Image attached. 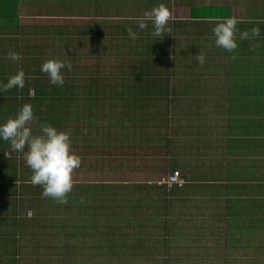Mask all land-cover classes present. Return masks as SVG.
<instances>
[{
  "label": "trees",
  "instance_id": "obj_1",
  "mask_svg": "<svg viewBox=\"0 0 264 264\" xmlns=\"http://www.w3.org/2000/svg\"><path fill=\"white\" fill-rule=\"evenodd\" d=\"M168 2L50 1L47 6L55 5L64 17L93 21L30 27L22 18L47 14L38 11L43 2L0 0V84L18 68L26 74L22 89L0 92V122L30 103L34 134L42 123L70 131L72 152L90 155L102 143L117 144L119 152H123L120 143L145 147L144 154L163 147L172 164L170 175L180 170L184 179L169 189L159 183L74 185L68 203L61 205L42 198V188L30 183L32 173L22 155L10 153L9 143L0 141V264L188 263L186 256L208 250L201 249L202 245L210 249L196 222L195 227L189 225L194 222L186 218L194 216L191 209H208L210 199H218L222 187L243 196L247 189L255 193V186L264 187V176L252 182L254 186L250 181L256 164L258 168L264 164V65L255 62V73L248 74L232 64L239 57L264 55V43L257 52L253 37L241 40L237 34L233 53L215 45L212 28L230 15L229 6L220 7V18L209 23L210 28L203 21L171 19L172 31H165L162 38L151 34L150 20H145L148 28H137V20L157 5L163 3L170 10ZM206 10L210 15L218 12L212 7ZM260 23L239 21L237 28H259L264 35V23ZM129 28L137 32L134 41L128 37ZM76 43L84 51L76 50ZM10 49L20 53L16 64L7 60ZM82 52L86 59L80 68L77 56ZM107 54L115 56L109 72L116 78L114 84L106 82V73L98 70L108 63L100 59ZM201 54L203 64L196 62ZM51 58L72 65L71 72L64 73L63 87L50 85L47 75L40 72L41 64ZM212 112L225 115L211 123L207 115ZM177 136L185 143L180 144ZM212 148L217 152L210 153ZM221 151L238 153L239 158L223 162ZM214 154L218 157L210 159ZM254 156L259 160H252ZM226 174L231 175L230 185ZM237 178L242 183L234 185ZM250 200L248 206L253 208L245 211L226 196L229 215L222 249L264 252V195H252ZM172 234H179L178 239ZM243 237L248 238L244 244ZM227 239L233 240L229 244ZM176 244L183 247V256L171 248ZM43 252L47 255L39 259ZM111 257L116 258L109 261Z\"/></svg>",
  "mask_w": 264,
  "mask_h": 264
},
{
  "label": "rangeland",
  "instance_id": "obj_2",
  "mask_svg": "<svg viewBox=\"0 0 264 264\" xmlns=\"http://www.w3.org/2000/svg\"><path fill=\"white\" fill-rule=\"evenodd\" d=\"M43 3L40 4L38 11L39 12H48L47 14H43L40 16H34L28 17V18H22L23 23H26L28 26L32 27L34 25L41 26H49V27H55L57 25H79L83 22H91L92 18H81V17H72L67 18L62 15V11L60 12L59 9L54 8L53 6H47V3L50 1H56V0H39ZM173 0H169V5L173 6L170 9V12L172 14V19H175L176 21H183L185 23H189L192 21H203L206 23V25L210 28V24H214L215 19H206L197 17V15L194 14L193 8L194 7H200L204 6L206 8L212 7L213 9L217 11H221L222 8L219 5H228L230 6L231 10V17H235L238 21L243 23L244 15L241 14L236 8V5L233 0H178L173 5ZM52 4V3H51ZM86 5V3H85ZM176 5V6H175ZM53 8L55 10H53ZM206 13V12H205ZM95 21V20H94ZM98 22V19L96 20ZM96 22V23H97ZM102 39V38H100ZM103 40V39H102ZM183 42V41H182ZM73 42L70 43V46L73 47ZM259 46H262L263 44L261 42L257 43ZM88 45V44H87ZM76 50H82L84 51V47H80L76 43ZM60 51L61 50H57ZM258 52V51H257ZM248 53V52H247ZM84 52L79 54L77 57L80 61H78V67L81 68L82 63H84V60L86 59L84 56ZM105 57V58H101ZM100 59L102 61L107 60V64L104 65L101 70L104 74L106 73V82L109 84H114L116 82V78H114L112 73H109L111 70V64L113 66L115 62V56L112 54H107L106 56H101ZM66 58V57H65ZM257 58V59H256ZM259 62V64L264 65V55L259 54L258 57L254 55L244 56L242 58H238L236 60L232 61V64H235L239 67L241 73L249 72L248 74L255 73L253 70V65L255 62ZM77 68V67H76ZM78 69V68H77ZM76 69V71H77ZM79 71V74L82 75V73ZM264 77V74H263ZM229 80V79H228ZM231 85L233 83H230ZM237 84V83H236ZM237 86H241V83L238 82ZM29 95H33V91L30 90ZM114 109L120 110L119 107H115ZM225 114H219L212 112L211 114H208V119L211 123H215L216 120L220 121ZM33 126L35 125V122H32ZM35 128V127H34ZM119 136V135H118ZM178 141L180 144H184L185 141L182 136H177ZM120 143V141H118ZM178 144V145H180ZM120 145V149L124 152H119L117 150V144H106L102 143L101 147L96 150L95 152H91L94 155H90V153H87V151L79 152L76 150H73V152L81 157V166L78 169H75L73 172V180L74 185H84V184H91L95 182H119L121 184L127 183V185H151L149 183H159L162 185H166V187L169 189V184L167 185V181L170 177V168L172 167L171 163H168L169 157L165 155V149L163 147H159L153 149L152 151H148L147 153H142L145 151V147H136L131 148L127 146V143H123ZM236 150H239L238 148ZM147 151V150H146ZM217 150H214L213 148L210 150V153H215ZM223 153L219 154L220 160L225 162L228 159H235L239 158V155H236L238 153L233 154H227L231 152L225 153V151H221ZM103 155H102V154ZM220 153V151H219ZM235 155V156H233ZM170 156V155H169ZM218 157V155L214 154L210 159H215ZM235 157V158H234ZM255 157V158H254ZM252 160H259L260 157L254 156ZM250 158V156L248 157ZM162 159H167V162ZM117 160V161H116ZM256 169L254 172V177L250 178L251 183L252 182H258L260 181V177L262 178L264 176V164H261L260 168H258V165L256 164ZM222 170V169H221ZM236 170V169H235ZM225 171V170H224ZM254 171V169H253ZM181 176V171L178 172ZM228 177V183L230 185L232 179L230 174H226ZM180 180L184 181V179L180 178ZM238 179V178H237ZM235 181L234 185H239L240 182L239 179ZM245 180V179H240ZM194 180L190 179V182H193ZM239 181V184H238ZM190 183L189 181H187ZM254 186L256 184L252 183L251 186ZM230 187V186H229ZM228 187V188H229ZM256 191H252L255 193H251L249 189L244 193L245 196L242 194L239 195L238 193H231L230 190L225 189L224 187L219 189V197L218 199L216 197L210 199L212 205L208 207V209L202 210L200 208L199 211L195 210L194 208L191 209L195 211L194 216H186L189 220H193L194 222H191L189 225L192 226L195 222L199 228L200 234H202L206 240H208V245L210 246V249H215L212 252L209 248L205 247L204 245L201 246V249H208V250H200L195 251L192 255L186 256L188 261L192 259V261H195V264H202V263H210L211 264H242L245 261V264H252L253 260L256 264H261V261H264V252H255V250H249V251H240L238 249V252L233 249H222V239L224 235L227 234L226 227H227V216L229 215L228 211H226L225 206V198L226 196L228 199L232 200L234 199L238 203L237 209H245V211L250 210L252 208H249L248 205H252V202L250 200V197L252 195L257 197H260V195H264V187L262 186H255ZM224 194L223 196H220V193ZM217 199V201H216ZM179 215V214H178ZM28 217H30V214H28ZM183 218V215H182ZM183 224V222H182ZM180 223V227L182 226ZM179 227V228H180ZM195 232V231H194ZM170 236H173L170 235ZM179 234H175L173 237L175 240L178 239ZM188 234L185 235L186 238H188ZM244 236V235H243ZM218 237V238H217ZM242 237V236H241ZM172 238V237H171ZM246 237H243L241 239V243H245ZM233 239H227V243L230 244V242ZM248 240V238L246 239ZM171 248H174L177 252L178 256H183L181 254L182 246L179 244H176L175 246H171ZM264 250V247L261 248ZM254 251V252H253ZM47 253H42L41 256H38L39 259H42L44 256H46ZM97 255V254H96ZM116 257H111L109 259L112 260ZM249 259V260H248ZM248 260V261H246Z\"/></svg>",
  "mask_w": 264,
  "mask_h": 264
},
{
  "label": "clouds",
  "instance_id": "obj_3",
  "mask_svg": "<svg viewBox=\"0 0 264 264\" xmlns=\"http://www.w3.org/2000/svg\"><path fill=\"white\" fill-rule=\"evenodd\" d=\"M172 14L163 3L152 8L144 14V18L137 20V28L144 30L148 28L145 20L152 24L151 34L162 38L163 33H171L169 21ZM239 21L235 17L226 16L218 21L212 28L215 37V45L228 53H233L237 47L236 36L239 34L241 40L258 36L259 28L240 30L237 28ZM131 40L137 39V32L132 28L127 29ZM7 60L16 64L21 60L20 53L9 50L6 54ZM235 57H233L234 59ZM196 62L205 63L203 54L197 56ZM72 65L58 58L44 61L40 66V72L47 75L50 85L63 87L65 84V71L71 72ZM25 72L18 68L15 74L7 78L6 83L0 84V92L13 88L22 89L25 86ZM34 110L30 103H24L16 115L0 122V141L9 143L10 153L16 152L22 155L26 166L31 170L30 183L42 188V198H51L56 203L64 205L68 203V194L71 193L74 180L73 172L81 166V157L71 150V133L60 130L48 123L39 126V133L34 134L30 126L34 121ZM9 156V152H5Z\"/></svg>",
  "mask_w": 264,
  "mask_h": 264
},
{
  "label": "crops",
  "instance_id": "obj_4",
  "mask_svg": "<svg viewBox=\"0 0 264 264\" xmlns=\"http://www.w3.org/2000/svg\"><path fill=\"white\" fill-rule=\"evenodd\" d=\"M176 1H178V0H173L172 4L174 5L176 3ZM233 1L236 5L237 10L239 12H241V14L244 15V19H241V20H243V24L253 23L257 26H260V24H261L260 21H262L264 23V0H233ZM219 6H228V5H219ZM172 7L173 6H170V9ZM204 8H206V7H204V6L194 7L192 11H194V14L197 15V17H201V18L205 17L206 19H209V18L215 19L214 21H217V18H220V16H219L220 12L219 11L216 12L215 15H210L209 14L210 11H207L206 10L207 8L204 10ZM221 11H223V10H221ZM217 14H219V15H217ZM230 15H231V10H230ZM173 20H175V19H173ZM239 21H240V19H239ZM261 30L264 31V28H261ZM261 39L264 40V35L261 33H259L258 36L253 37V41L255 43L253 48H256V46H258V48H256V49L259 52H260V49H259V45L257 43L258 42L264 43V41H260ZM253 51H254V49H253ZM248 260H246V261H248ZM184 264H195V262L194 261H188V263L184 262ZM202 264H207V263H202ZM208 264H211V262ZM242 264H245V261ZM252 264H256L254 262V260H253ZM261 264H264V261H261Z\"/></svg>",
  "mask_w": 264,
  "mask_h": 264
},
{
  "label": "built area",
  "instance_id": "obj_5",
  "mask_svg": "<svg viewBox=\"0 0 264 264\" xmlns=\"http://www.w3.org/2000/svg\"><path fill=\"white\" fill-rule=\"evenodd\" d=\"M178 176H179V175H178L177 172H174L172 175H170V177H169V179H168V181H167V185H168V184L170 185L169 188H170L171 186H173V184H176V182H178V183H182V182H183L182 180L179 179Z\"/></svg>",
  "mask_w": 264,
  "mask_h": 264
}]
</instances>
